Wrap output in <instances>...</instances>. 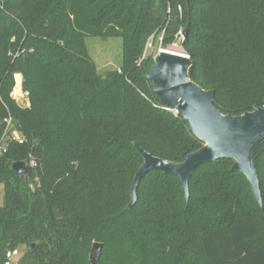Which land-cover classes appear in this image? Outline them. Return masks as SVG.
<instances>
[{
	"label": "trees",
	"instance_id": "trees-1",
	"mask_svg": "<svg viewBox=\"0 0 264 264\" xmlns=\"http://www.w3.org/2000/svg\"><path fill=\"white\" fill-rule=\"evenodd\" d=\"M191 79L215 106L240 116L264 107V0H5L0 5V140L5 119L24 141L0 155V264H264V146L254 163L262 205L231 160L199 167L185 199L178 176L144 160L183 162L203 147L146 74L151 39L180 33ZM123 39V63L105 76L86 38ZM22 78L29 106L11 97ZM27 161L29 173L12 170ZM34 162V165H31Z\"/></svg>",
	"mask_w": 264,
	"mask_h": 264
},
{
	"label": "water",
	"instance_id": "water-1",
	"mask_svg": "<svg viewBox=\"0 0 264 264\" xmlns=\"http://www.w3.org/2000/svg\"><path fill=\"white\" fill-rule=\"evenodd\" d=\"M188 30L182 35L187 37ZM193 62L186 53L160 52L155 58L146 78L153 85V91L160 101L183 117L193 135L204 145L190 153L183 162H171L153 156L136 144L143 157V164L137 171L131 187V203L138 201V187L142 179L152 171L180 178L185 199H190V180L201 166L218 160H231L232 170L242 173L260 205L262 196L260 177L254 158L264 146V107L240 116L223 114L215 106L214 90H206L195 83L190 72ZM20 176L29 173L27 161L12 165ZM103 245H93L90 259L96 264L102 255Z\"/></svg>",
	"mask_w": 264,
	"mask_h": 264
},
{
	"label": "rangeland",
	"instance_id": "rangeland-1",
	"mask_svg": "<svg viewBox=\"0 0 264 264\" xmlns=\"http://www.w3.org/2000/svg\"><path fill=\"white\" fill-rule=\"evenodd\" d=\"M183 35L180 33L178 40L172 46L164 48L162 46V39H151L148 43L146 54L153 55L154 58L162 51H169L174 53H184L182 42ZM86 47L91 60L96 64L98 72L100 75L105 76L109 71L119 69L123 63V39L122 38H97V37H87ZM20 95V99L16 102L20 107L24 108L28 106V93L24 90L22 84V78L16 76L15 87ZM4 204V193L3 186L0 184V207ZM93 246L91 247L90 254ZM89 254V260L90 259Z\"/></svg>",
	"mask_w": 264,
	"mask_h": 264
},
{
	"label": "built area",
	"instance_id": "built-area-1",
	"mask_svg": "<svg viewBox=\"0 0 264 264\" xmlns=\"http://www.w3.org/2000/svg\"><path fill=\"white\" fill-rule=\"evenodd\" d=\"M5 0H0V5L3 6ZM148 47V46H147ZM16 79V77H15ZM11 97L14 101L18 102L20 99V95L16 90H13L11 93ZM28 106H29V100H28ZM27 106V107H28ZM23 107V106H21ZM173 113L177 114L176 111L170 109ZM6 123V131L2 139L0 140V155H2L4 152H6L7 144L8 142H18L20 144L23 143L24 139L20 132L13 129V120L11 117L5 119ZM31 165H34V162H31ZM23 255V252L21 249H15L12 251H8L6 254L5 262L4 264H17L19 260L21 259Z\"/></svg>",
	"mask_w": 264,
	"mask_h": 264
},
{
	"label": "bare ground",
	"instance_id": "bare-ground-1",
	"mask_svg": "<svg viewBox=\"0 0 264 264\" xmlns=\"http://www.w3.org/2000/svg\"><path fill=\"white\" fill-rule=\"evenodd\" d=\"M172 53H174V52H172ZM176 54H179V53H176Z\"/></svg>",
	"mask_w": 264,
	"mask_h": 264
}]
</instances>
